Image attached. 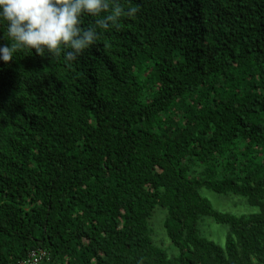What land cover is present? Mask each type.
<instances>
[{
  "label": "trees",
  "instance_id": "trees-1",
  "mask_svg": "<svg viewBox=\"0 0 264 264\" xmlns=\"http://www.w3.org/2000/svg\"><path fill=\"white\" fill-rule=\"evenodd\" d=\"M119 2L137 14L72 62L0 61V264H264V0ZM157 207L177 255L153 240Z\"/></svg>",
  "mask_w": 264,
  "mask_h": 264
},
{
  "label": "clouds",
  "instance_id": "clouds-1",
  "mask_svg": "<svg viewBox=\"0 0 264 264\" xmlns=\"http://www.w3.org/2000/svg\"><path fill=\"white\" fill-rule=\"evenodd\" d=\"M137 11L119 0H0V28L9 41L0 46V61L8 63L18 51L34 49L40 56L63 52L65 61L72 62L96 43L101 30L119 28L122 16ZM102 13L97 27L81 26L84 14Z\"/></svg>",
  "mask_w": 264,
  "mask_h": 264
},
{
  "label": "rangeland",
  "instance_id": "rangeland-1",
  "mask_svg": "<svg viewBox=\"0 0 264 264\" xmlns=\"http://www.w3.org/2000/svg\"><path fill=\"white\" fill-rule=\"evenodd\" d=\"M201 194L210 201L213 208L223 212H231L233 214H251L256 212V209L250 207L244 202V198L241 197L233 195H218L204 188L201 189ZM166 215L167 211L165 209L160 207L156 208L150 219V225L153 230L152 237L157 246L164 249L170 256H173L177 255V250L172 245L166 234V230L164 229L163 223ZM202 232L208 239L215 241L216 243H223L227 230L225 227L216 224L212 220L206 219L202 223Z\"/></svg>",
  "mask_w": 264,
  "mask_h": 264
},
{
  "label": "built area",
  "instance_id": "built-area-1",
  "mask_svg": "<svg viewBox=\"0 0 264 264\" xmlns=\"http://www.w3.org/2000/svg\"><path fill=\"white\" fill-rule=\"evenodd\" d=\"M49 258L47 251L38 249L32 251L25 260L18 262L17 264H42Z\"/></svg>",
  "mask_w": 264,
  "mask_h": 264
}]
</instances>
